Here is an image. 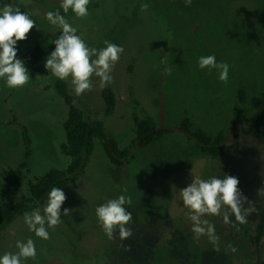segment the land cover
Instances as JSON below:
<instances>
[{"label":"rangeland","instance_id":"374dc122","mask_svg":"<svg viewBox=\"0 0 264 264\" xmlns=\"http://www.w3.org/2000/svg\"><path fill=\"white\" fill-rule=\"evenodd\" d=\"M6 3L35 21L27 38L17 42L22 49L43 37L58 38L60 29L45 19L48 11L64 15L89 48L103 49L104 41L123 47L112 83L101 86L93 75L92 90L77 96L70 78L63 80L72 104L101 122L119 147L131 145L134 116H150L172 132L132 149L134 159L121 167L110 164L95 138L83 171L61 189L66 196L61 222L47 229L49 239L36 237L23 222L25 213L42 210L46 201L0 228V256L15 253L17 241L31 238L36 257L22 264H258L264 258V240L254 242L264 210V192L258 191L264 186V145L252 137L251 121L264 111V0H191L187 6L185 0H89L85 17L71 9L64 13L62 0H0V6ZM145 3L150 7L142 12ZM208 55L229 65L226 82L216 69L198 68V59ZM29 76L19 88H8L0 79V204L22 201L29 196V183L70 162L61 151L68 105L55 88L58 78ZM104 88L113 96L110 111ZM183 117L209 133L227 135L221 160L194 150L177 129ZM22 162L27 164L24 179L19 191L11 192L2 173ZM224 174L238 178L239 190L256 211L244 224L234 216L227 224L222 216L201 217L215 227L213 243L208 235L197 238L192 232L180 190L194 178ZM120 195L132 201L124 205L132 213L127 225L132 235L123 241L118 230L110 239L95 214ZM65 208L70 216L63 215Z\"/></svg>","mask_w":264,"mask_h":264},{"label":"clouds","instance_id":"9594fccd","mask_svg":"<svg viewBox=\"0 0 264 264\" xmlns=\"http://www.w3.org/2000/svg\"><path fill=\"white\" fill-rule=\"evenodd\" d=\"M185 3L186 6L190 5L191 0H185ZM88 4L89 0H62L60 8L64 13L71 9L77 17H85L88 15ZM149 7L147 3L141 4L140 10L147 11ZM45 19L60 29V35L52 42L55 48L48 54L44 63L46 70L60 80L70 78L77 96L92 90L93 75L99 78L101 86L113 82L111 73L124 52L122 46L104 41L106 47L103 49L89 48L81 37L76 35L77 29L69 24L59 11H48ZM34 26L35 21L19 7L7 3L0 6V79L5 81L8 88L23 87L30 80L24 61L17 58L16 45L18 41L27 38ZM197 63L200 69H216L220 81L228 80L229 65L217 62L214 55L201 56ZM238 184V178L224 174L223 178H194L187 187L180 190L183 205L189 210L188 218L193 225L192 232L197 238L208 235L213 243L218 240L214 225L206 219H201L205 215L222 216L226 224L231 222L230 216H234L239 224H244L247 217L256 211L252 202L241 193ZM258 191L264 192V186ZM65 200L66 196L61 188L53 187L42 210L36 209L23 216V222L29 232L43 240L49 239L47 229L54 228L61 222V205ZM131 203L130 197L120 195L95 209L97 221L110 239L117 230L122 241L132 235L131 229L127 227L132 221V213L124 207ZM70 213V209L63 210L66 217L70 216ZM15 247L18 250L15 253L6 252L0 256V264H22L24 259H35L36 248L33 239L17 241Z\"/></svg>","mask_w":264,"mask_h":264},{"label":"trees","instance_id":"16d2710c","mask_svg":"<svg viewBox=\"0 0 264 264\" xmlns=\"http://www.w3.org/2000/svg\"><path fill=\"white\" fill-rule=\"evenodd\" d=\"M52 42L53 39L43 37L24 49L17 44V58L24 61L28 72L51 76V72L44 68V63L48 58V54L55 48ZM55 88L68 105L67 118L63 122L66 139L61 145V151L70 158V162L64 169L52 168L41 177L36 178L34 182L29 183V196L23 198L22 201L9 203L8 205L1 203L0 228L10 223L15 215L21 214L37 204L46 202L53 187L62 189L69 182L76 179L78 174L83 171L91 155L95 138L101 140L105 156L110 164L121 167L134 159V155L131 153L132 149H143L164 139L172 132V129L158 125L150 116H134V138L129 147L121 148L112 136L106 135L101 122L86 117L82 110L72 104L67 86L63 80L57 79ZM239 96L242 100L243 91L239 92ZM102 97L107 111H110L113 105V96L107 88L102 90ZM177 129L185 135L194 150L201 156L212 160L223 158L228 137L222 131L209 133L194 125L189 117H183L178 123ZM251 135L255 141L264 145V111L253 117ZM26 168V162H22L15 168L3 171L2 175L8 181L11 192L19 191ZM261 240H264V210H261L258 216L254 242L258 244ZM258 264H264V258Z\"/></svg>","mask_w":264,"mask_h":264}]
</instances>
